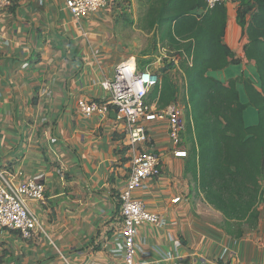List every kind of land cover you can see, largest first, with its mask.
<instances>
[{
    "label": "crops",
    "instance_id": "crops-1",
    "mask_svg": "<svg viewBox=\"0 0 264 264\" xmlns=\"http://www.w3.org/2000/svg\"><path fill=\"white\" fill-rule=\"evenodd\" d=\"M223 4L228 7L224 41L239 62L208 74L223 82L244 75L260 87L255 62L245 55L248 37L237 22L238 3ZM111 14L104 7L78 20L66 0H11L0 13V167L38 177L46 188L43 201L30 202L44 231L31 239L17 230L0 231V264H122L120 196L135 154L146 148L160 157L162 175L146 180L135 196L166 224L139 227V264H264L262 243L249 246L245 238L230 236L223 213L188 170L185 129L175 145L166 119L146 121L149 144L133 147L114 105L108 104L105 114L80 109V99L108 102L100 82L113 79L118 64L129 58L139 63L118 48ZM157 45L155 61L145 68L161 73L175 63L170 74L181 94L171 104H177L186 84L180 64L185 56ZM237 88L248 102L244 85L238 82ZM151 92L148 100L157 106L159 96L153 99ZM244 117L254 125L258 110L249 106Z\"/></svg>",
    "mask_w": 264,
    "mask_h": 264
},
{
    "label": "trees",
    "instance_id": "trees-1",
    "mask_svg": "<svg viewBox=\"0 0 264 264\" xmlns=\"http://www.w3.org/2000/svg\"><path fill=\"white\" fill-rule=\"evenodd\" d=\"M145 1L148 8L142 29L154 34L155 49L159 41L185 56L180 64L186 74L181 98L190 142L187 168L207 201L223 213L226 232L242 238L248 228L257 226L259 205L264 202V0H240L237 6V22L248 37L245 55L255 62L260 87L244 75L223 82L208 74L239 62L224 41L228 25L225 4L208 8L206 0ZM149 61L138 63L140 69ZM174 67L170 62L161 73L155 70L161 78L151 97L159 96L158 108L180 97L181 87L170 74ZM238 82L244 85L246 103L240 98ZM249 106L258 110V122L251 126L244 117Z\"/></svg>",
    "mask_w": 264,
    "mask_h": 264
},
{
    "label": "built area",
    "instance_id": "built-area-1",
    "mask_svg": "<svg viewBox=\"0 0 264 264\" xmlns=\"http://www.w3.org/2000/svg\"><path fill=\"white\" fill-rule=\"evenodd\" d=\"M240 0H206L208 8ZM108 0H66V5L76 19L97 13L106 7ZM11 0H0V13ZM160 82V75L152 67L140 69L136 59L129 58L116 67L113 79L104 78L100 84L109 93L108 102L79 100V107L86 115L95 112L105 114L108 104L117 108L118 118L126 124V134L133 147L149 144L146 121L167 120L169 135L175 145L182 143L185 122L177 104L158 108L148 100L150 90ZM177 155L186 156L185 150ZM162 175L161 160L150 148L139 149L132 160V169L121 198L123 219V241L119 250L124 255L122 264H139L137 260V235L139 227L145 224L163 227L166 222L157 212L149 210L144 202L135 196L136 190L146 180ZM45 184L38 177L26 176L24 172H10L0 167V231L17 230L25 239L44 231L38 216L31 210L30 202L45 199ZM176 198L175 200H178ZM227 249H225V252Z\"/></svg>",
    "mask_w": 264,
    "mask_h": 264
},
{
    "label": "rangeland",
    "instance_id": "rangeland-1",
    "mask_svg": "<svg viewBox=\"0 0 264 264\" xmlns=\"http://www.w3.org/2000/svg\"><path fill=\"white\" fill-rule=\"evenodd\" d=\"M112 2L113 0H109L105 9L108 10V13H112L111 16L117 21L116 33L119 36H117L118 40L121 42L120 45H117L118 48L122 51H126L127 54L136 57L139 60V63L144 59L155 61L156 55L158 54L155 49L156 38L153 33H148L142 29L143 19L148 8V5L145 4V0H115L114 3ZM115 5L118 6V9L114 8ZM127 6H129L128 9ZM182 98H180V102L177 103V106L184 118L185 134L187 111ZM184 138H187L186 134L184 135ZM187 143H189L190 146V142L187 141ZM259 209L261 216L257 226L255 228H248L243 238H245L244 242L249 246L254 245V242L262 243L261 248L264 249V202L259 205ZM263 254L264 252L259 254L261 259H263Z\"/></svg>",
    "mask_w": 264,
    "mask_h": 264
}]
</instances>
